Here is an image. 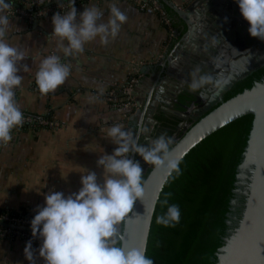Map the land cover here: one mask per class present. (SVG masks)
I'll use <instances>...</instances> for the list:
<instances>
[{
    "label": "crops",
    "instance_id": "1",
    "mask_svg": "<svg viewBox=\"0 0 264 264\" xmlns=\"http://www.w3.org/2000/svg\"><path fill=\"white\" fill-rule=\"evenodd\" d=\"M163 1L179 10L191 0ZM13 4L17 2L12 0ZM93 5L101 12L97 23L107 22L113 5L127 19L106 44L97 38L86 43L83 52L74 57L57 52L62 62L70 65V74L64 84L47 94L38 91L34 74L39 61L56 51V40L51 36L52 16H32L26 20L10 15V27L3 39L26 53L17 65L21 68L18 75L23 79L15 89V98L28 122L14 127L12 139L0 144L1 212L35 215L48 193L58 191L65 196L76 193L81 187V175L88 171L95 172L101 182L103 168L97 165V160L102 155H111L116 147L106 136L107 128L120 124L134 138L137 130L145 126L143 120L138 127L139 114L135 111L130 116L132 120L125 119L127 110L110 106L107 94L110 88L127 83L133 72L132 63L137 65L138 72L141 70L140 93L150 90L156 70L169 53L168 43L185 32V26L176 15L173 23L177 27H169L174 31L169 39L166 26L156 14L127 2L105 0L82 4L74 0L73 3L78 15ZM70 7L69 0H55L48 8H57L62 15ZM23 66L29 71H23ZM141 99L143 103L145 97ZM26 239L0 237V264H29L23 254ZM38 246L39 242L32 246L34 261L43 264L36 255Z\"/></svg>",
    "mask_w": 264,
    "mask_h": 264
},
{
    "label": "clouds",
    "instance_id": "2",
    "mask_svg": "<svg viewBox=\"0 0 264 264\" xmlns=\"http://www.w3.org/2000/svg\"><path fill=\"white\" fill-rule=\"evenodd\" d=\"M71 7L64 13L51 17V36L56 40V51L45 56L37 65L35 84L41 94L54 92L64 84L70 74V65L62 62L64 57H74L84 50V45L99 39L106 44L115 37L127 17L119 7L110 8L106 23H97L100 10L93 6L77 14ZM240 17L247 23L249 37L264 42V0H234ZM12 0H0V144H6L11 130L23 122V114L16 102L15 89L22 81L18 75V62L26 53L7 43L3 37L10 27ZM77 17H79L77 19ZM23 71H29L23 66ZM218 81L212 76L201 74L199 67L189 74L187 87L197 92L208 86L216 87ZM147 129L139 128L140 133ZM106 136L116 145L111 155H102L97 165L103 168L102 181L98 182L95 172L81 175L79 190L71 195L54 191L44 196L42 207H38L29 222L31 237L39 241L35 250L43 264H153L146 256V248L125 249L117 246L118 225L133 208L134 202L143 196L141 183L142 168L139 162L127 158L130 151L142 160L162 171L166 176L180 174V159L171 156L172 141L162 133L151 139L148 145L138 144L131 131L120 124L107 128ZM165 198L160 201L165 209L156 217L162 226H174L179 222L180 210L169 204ZM23 254L29 264H35L32 240L25 243Z\"/></svg>",
    "mask_w": 264,
    "mask_h": 264
},
{
    "label": "water",
    "instance_id": "3",
    "mask_svg": "<svg viewBox=\"0 0 264 264\" xmlns=\"http://www.w3.org/2000/svg\"><path fill=\"white\" fill-rule=\"evenodd\" d=\"M171 9L184 24L185 33L170 49L166 61L159 65H167L170 71H173L167 73L162 85L167 84L168 79L175 78V75L183 77L182 67L177 69L181 66V61L193 62L205 51L211 55L209 58H203L198 67L213 73L222 67L225 71L231 70V74L234 68L239 69L237 75L230 74L221 88L214 87L208 96L200 100L198 106L191 108L194 109L196 117L191 116V123L183 126V135L173 139L171 156L178 157L181 161L192 148L212 133L243 116H253L243 160L237 168L234 185L236 190L233 191L237 197L245 199L243 212L241 219L237 221V227L229 231L224 246L217 251L216 264H264V80L221 103L222 95L237 79L264 65V42L249 37L247 23L240 17L234 0H191L181 10L174 7ZM141 89L139 80L130 92L135 114H139L138 127L145 118L147 105L150 108H154L156 104L166 107L169 105L161 98L165 93L163 87L160 86L156 92L150 88L145 94L140 93ZM143 96L145 100L142 103ZM162 110L165 111L164 108ZM145 122L155 126V122L150 118ZM139 136L136 132L134 139L137 141ZM126 155L136 161V153L130 151ZM137 162L141 167L142 162L139 159ZM146 169L150 171L142 184V198L134 202L133 208L117 226V241L119 246L125 249L146 248L155 205L169 177L162 171L154 170L152 166H147ZM146 169L142 170V174L146 173ZM231 205L238 206L236 200H233ZM0 228L31 234L30 227L26 225L0 221Z\"/></svg>",
    "mask_w": 264,
    "mask_h": 264
},
{
    "label": "trees",
    "instance_id": "4",
    "mask_svg": "<svg viewBox=\"0 0 264 264\" xmlns=\"http://www.w3.org/2000/svg\"><path fill=\"white\" fill-rule=\"evenodd\" d=\"M76 1L83 4L88 0ZM155 1L162 8L170 28L175 29L177 25L173 23V18H176V13L163 0ZM12 7L25 11L31 17L44 8H23L18 3ZM184 33L170 40L168 48L171 49ZM263 80L264 68L254 71L224 98V102ZM252 121L253 116L246 115L212 133L180 161V174L177 176L173 173L168 177L155 205L146 244L145 254L153 260V264L217 263V251L224 246L229 231L237 227L243 212L245 199L237 197L233 191L236 190L237 168L243 160ZM149 171L146 169V173L142 174V184ZM165 194H168V203L177 205L180 210L179 222L174 226L165 227L156 223V217L165 211L160 204ZM233 200H236L238 206L231 205ZM6 213L12 218H25L28 215L24 212L16 214L0 211V215ZM0 232L13 233V236L7 238L31 239L32 246L39 242L31 234L3 228H0Z\"/></svg>",
    "mask_w": 264,
    "mask_h": 264
},
{
    "label": "flooded vegetation",
    "instance_id": "5",
    "mask_svg": "<svg viewBox=\"0 0 264 264\" xmlns=\"http://www.w3.org/2000/svg\"><path fill=\"white\" fill-rule=\"evenodd\" d=\"M179 39H178V41H179ZM178 41H175L174 45ZM210 55H211V53L209 54V53H206V51H205L204 53L201 52L199 57L196 58V60H194L193 62L187 63L186 61H181L182 62L181 66H178L177 69L182 67V73L181 74L183 75V77H180L179 75H175L174 76L175 78L168 79L167 84H164V85H162V82H164L165 79L167 78V73H172L173 71L172 70L170 71V69H169V67H167V65L165 67H158V69L156 70L154 83L152 84V86H150V88H153L154 92H156L157 89L160 88V86L163 87L165 90V93L163 94V96H161V98H163V100L165 102H168L169 105H168V107H166L164 105L156 104L154 106V108H150L149 105L146 106V108H145L146 113H145V118H144L143 122L145 123L144 127H146V129H147L146 132L148 134L146 135V134H144V132L140 133V136L138 137V140H137L138 144L146 146L149 144L151 139H155L157 136H159L162 133H164L168 137H170L171 141H173V139L180 138L183 135V132H184L183 126L189 125V123H191V120L189 119L191 116L196 117V114L193 112L194 109H191V108L193 106L194 107L198 106L200 100L203 97L208 96L210 90L214 89V87H212L210 85L208 87H205L203 89L198 90L197 92H192L187 87V82L189 81L190 72L194 68L198 67L199 62L203 61V58H209ZM212 56H213V54H212ZM166 58H167V56L165 57L164 61H166ZM214 67H217V66L214 65ZM199 68L201 70V74L210 75L213 77V79L215 81L219 82L218 85L215 87L216 89L221 88L224 85L225 81L230 77V74H231V70L225 71L224 68H222V67H220L214 73L210 72L206 68H201V67H199ZM262 68H264V65L257 70H260ZM257 70H255V71H257ZM238 71H239L238 68H234L231 75H237ZM252 73H250V74H252ZM174 74H176V73H174ZM249 75H246L245 77H243L241 79H237L230 86V88L222 95L221 103L224 102V98L228 94H230L232 92V90L238 84L243 83L245 80H247ZM154 95H155V93H154ZM164 97H165V99H164ZM218 105H219V103L217 104V106ZM163 108L165 109V111L162 110ZM182 116H185L186 118L183 119ZM147 118H150L151 120H153L155 122V126L152 127L149 124H146L145 121ZM144 127H142V128H144ZM137 132H138V130H137ZM135 135H136V133H135ZM135 135H134V137H135ZM171 145H172V143H171ZM138 159H139V161L142 162L141 168L144 171L146 169V167L149 166V164H146L142 160V158L138 154H136L135 160L138 161Z\"/></svg>",
    "mask_w": 264,
    "mask_h": 264
},
{
    "label": "built area",
    "instance_id": "6",
    "mask_svg": "<svg viewBox=\"0 0 264 264\" xmlns=\"http://www.w3.org/2000/svg\"><path fill=\"white\" fill-rule=\"evenodd\" d=\"M8 2V0H6ZM18 4H21L23 8H39L44 6L40 11H38L33 17L36 18H46L49 16H53L54 13H58L57 8L56 9H49V5L54 2L55 0H15ZM93 1L96 3L105 1V0H88ZM129 5L137 7L141 10H146L148 12H152L156 14L159 19L161 20L162 24L166 26L167 32L171 34V37L173 36V30L169 28V22L166 19V16L164 15V12L160 5L155 0H125ZM63 7H60V10H62ZM181 10V9H179ZM11 15H15L20 17L21 19H29L31 16H29L25 11L23 10H15L11 8ZM132 63V62H131ZM132 75L127 80V83H125L122 86H114L110 88L108 92L107 102L110 106L116 109H122L127 110L125 119H128L135 111V105L133 102V98L130 96V92L134 90L135 86L137 85L139 81V72L138 68L132 63ZM135 67V68H134ZM27 119H23L22 124L27 123ZM34 215L28 214L25 218L19 217V218H12L9 216L8 213L0 215V221L2 222H9V223H15L19 225H26L29 226V222L31 218ZM2 234V238H7L10 236H13L12 234L8 232H0V235ZM16 235L18 233H15ZM7 236V237H6Z\"/></svg>",
    "mask_w": 264,
    "mask_h": 264
},
{
    "label": "rangeland",
    "instance_id": "7",
    "mask_svg": "<svg viewBox=\"0 0 264 264\" xmlns=\"http://www.w3.org/2000/svg\"><path fill=\"white\" fill-rule=\"evenodd\" d=\"M169 27H170V26H169ZM173 34H174V31H173ZM173 34H172V35H173ZM168 36H169V39H171V34L168 33ZM133 114H134V113H133ZM133 114H132V115H133ZM30 215H32V214H30ZM1 236H2V234L0 235V237H1ZM6 237H7V236H6ZM1 238H2V237H1Z\"/></svg>",
    "mask_w": 264,
    "mask_h": 264
}]
</instances>
